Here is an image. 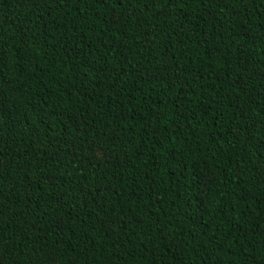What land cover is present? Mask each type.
Listing matches in <instances>:
<instances>
[{
	"label": "trees",
	"instance_id": "1",
	"mask_svg": "<svg viewBox=\"0 0 264 264\" xmlns=\"http://www.w3.org/2000/svg\"><path fill=\"white\" fill-rule=\"evenodd\" d=\"M39 258L264 264V0H0V264Z\"/></svg>",
	"mask_w": 264,
	"mask_h": 264
},
{
	"label": "rangeland",
	"instance_id": "2",
	"mask_svg": "<svg viewBox=\"0 0 264 264\" xmlns=\"http://www.w3.org/2000/svg\"><path fill=\"white\" fill-rule=\"evenodd\" d=\"M90 154L91 156L98 158V159H102V160H106V157L104 156L103 152L101 150H99L98 148H92L90 150ZM198 176H199V193H202L204 191L205 188V184L206 182L211 179V175L206 172L204 169H200L198 170ZM37 264H59L58 261L54 260V259H50V258H39Z\"/></svg>",
	"mask_w": 264,
	"mask_h": 264
}]
</instances>
